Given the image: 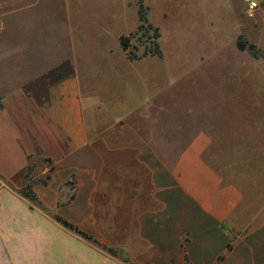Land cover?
Listing matches in <instances>:
<instances>
[{
    "label": "crops",
    "instance_id": "1",
    "mask_svg": "<svg viewBox=\"0 0 264 264\" xmlns=\"http://www.w3.org/2000/svg\"><path fill=\"white\" fill-rule=\"evenodd\" d=\"M42 1L0 0V264H264V188L227 183L207 164L204 130L176 160L163 157L146 119L161 108L158 93L84 87L74 51L12 72L18 53L33 51L15 45V32ZM221 1L239 5V37L264 55V0L253 19L249 0ZM29 183L40 204L21 194Z\"/></svg>",
    "mask_w": 264,
    "mask_h": 264
},
{
    "label": "rangeland",
    "instance_id": "2",
    "mask_svg": "<svg viewBox=\"0 0 264 264\" xmlns=\"http://www.w3.org/2000/svg\"><path fill=\"white\" fill-rule=\"evenodd\" d=\"M138 1L43 0L21 18L15 45L30 44L33 51L30 57L18 53L12 72L28 75L30 58L47 63L74 51L84 87L92 81L104 94H126L131 83L144 97L158 93L161 108L146 119H155L163 157L176 160L181 145L204 130L213 141L203 156L207 164L227 183L264 188V55L259 52L255 64L248 50L237 47V40L245 42L236 25L239 5L230 12L221 0H144L149 21L160 29L163 56L130 61L120 38L139 25ZM151 35L133 38L135 53L154 43ZM4 44L9 46L8 38ZM139 126L152 137L147 123L140 120ZM117 230L111 238L120 242Z\"/></svg>",
    "mask_w": 264,
    "mask_h": 264
},
{
    "label": "trees",
    "instance_id": "3",
    "mask_svg": "<svg viewBox=\"0 0 264 264\" xmlns=\"http://www.w3.org/2000/svg\"><path fill=\"white\" fill-rule=\"evenodd\" d=\"M138 6V19H139V25L136 29V31L130 33L129 35H123L120 38V46L122 50L127 54V58L130 61H135V60H142L146 57H162L163 52L161 49V45L158 42V40L161 38V33L158 27H155L148 19V11L149 8L145 6L144 0H139L137 3ZM150 32H153V35L148 37L149 39H154V43L152 45H147L142 52V54L138 55L134 51H138V48H136L132 40L133 38L138 35L139 33H143L145 36L148 35ZM238 49L241 51L248 50L255 58L260 56L259 51L256 50L254 45H248V43L238 41L237 43ZM54 171V168L50 169V173ZM51 179V175L49 174L45 180H37L33 181V183L41 182L43 184H47V182ZM21 194L30 200L34 204H40L39 201L37 200L36 195L34 194L32 190V183L27 184L23 189L21 190ZM57 220L63 224L66 228L74 231L75 233L81 235L83 238L93 241L94 243L98 244L101 246L99 242L94 240L92 237L88 236L87 234L81 232L79 229L75 228L73 225L69 224L67 221L56 217ZM231 248L228 247V250ZM108 251L115 257H117V253L113 249H108ZM224 260V256H221L218 260V263ZM185 264H191L189 260L187 259Z\"/></svg>",
    "mask_w": 264,
    "mask_h": 264
},
{
    "label": "built area",
    "instance_id": "4",
    "mask_svg": "<svg viewBox=\"0 0 264 264\" xmlns=\"http://www.w3.org/2000/svg\"><path fill=\"white\" fill-rule=\"evenodd\" d=\"M258 3L254 0H249L246 8V15L249 18H255L257 14Z\"/></svg>",
    "mask_w": 264,
    "mask_h": 264
}]
</instances>
